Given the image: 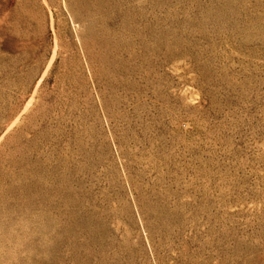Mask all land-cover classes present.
<instances>
[{
	"label": "rangeland",
	"instance_id": "374dc122",
	"mask_svg": "<svg viewBox=\"0 0 264 264\" xmlns=\"http://www.w3.org/2000/svg\"><path fill=\"white\" fill-rule=\"evenodd\" d=\"M0 264H264V0H0Z\"/></svg>",
	"mask_w": 264,
	"mask_h": 264
}]
</instances>
